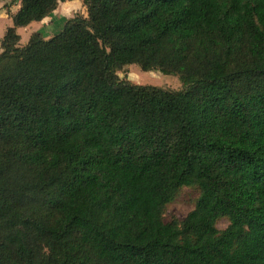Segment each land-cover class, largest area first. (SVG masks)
Here are the masks:
<instances>
[{
	"label": "trees",
	"instance_id": "obj_1",
	"mask_svg": "<svg viewBox=\"0 0 264 264\" xmlns=\"http://www.w3.org/2000/svg\"><path fill=\"white\" fill-rule=\"evenodd\" d=\"M20 2L0 53V264H264V0H83L24 46L61 0ZM131 65L182 90L121 80ZM183 187L196 206L165 223Z\"/></svg>",
	"mask_w": 264,
	"mask_h": 264
},
{
	"label": "rangeland",
	"instance_id": "obj_2",
	"mask_svg": "<svg viewBox=\"0 0 264 264\" xmlns=\"http://www.w3.org/2000/svg\"><path fill=\"white\" fill-rule=\"evenodd\" d=\"M20 0H6L0 3V12L4 16H11L12 12L19 10ZM73 3V10L67 12V15L64 16V7L68 4ZM70 4V5H71ZM59 12L49 16V21H46L43 26H38L36 28L32 27L33 23L25 28H19L17 30L18 34L21 37L20 45H26L31 36L35 33H42L44 38H49L60 33L64 28L65 23L74 18L75 16L82 15L87 17V9L83 4V0H61L59 3ZM5 19V17H4ZM12 19L5 24L9 27L12 24ZM35 24V23H34ZM4 23L0 20V35ZM1 41L0 38V51H1ZM118 76L121 80L127 81L134 85L142 86H154L168 91H180L182 90V84L178 77L175 76H166L160 72H143L138 66L131 65L124 67L121 71L118 72ZM200 196V191L196 187H183L181 188L172 202L166 207L164 214V222H178L181 223L187 215L192 212L196 206L198 198ZM229 225L227 219H220L216 225L219 231L225 230Z\"/></svg>",
	"mask_w": 264,
	"mask_h": 264
},
{
	"label": "crops",
	"instance_id": "obj_3",
	"mask_svg": "<svg viewBox=\"0 0 264 264\" xmlns=\"http://www.w3.org/2000/svg\"><path fill=\"white\" fill-rule=\"evenodd\" d=\"M1 3V2H0ZM71 4V3H70ZM70 4H68V6H66V7H64V12L65 13H63L64 14V16L65 15H67V12L69 11L70 12V10L72 11L73 10V3L70 5ZM20 7V6H19ZM59 7V6H58ZM20 9V8H19ZM19 11V10H18ZM18 11H16V12H12V15H15ZM56 12H59V8H57L56 9V11H54V13L53 14H55ZM61 12V11H60ZM59 12V14H61ZM4 17H5V19H4ZM49 18L50 17H47V18H45L43 21H41V22H34L33 23V25H32V27H34V28H36V27H38V26H43L44 24H45V22L46 21H49ZM0 20H2L3 21V23H4V27L2 28V31H1V35H0V38H2L3 39V37H4V35H5V32H6V30L9 28V27H12L13 26V23L9 26V27H7V26H5V24L6 23H8L9 21H10V16L8 17V16H4L3 14H1V12H0ZM42 34V33H41ZM55 36V35H54ZM53 37V36H52ZM52 37H49V38H45L46 40L47 39H50V38H52ZM21 46H24V45H21ZM0 53H1V51H0Z\"/></svg>",
	"mask_w": 264,
	"mask_h": 264
}]
</instances>
